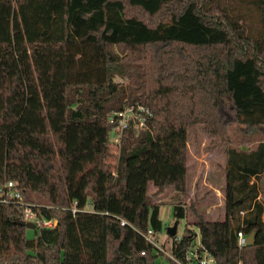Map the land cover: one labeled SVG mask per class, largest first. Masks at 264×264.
I'll return each mask as SVG.
<instances>
[{"label":"trees","instance_id":"1","mask_svg":"<svg viewBox=\"0 0 264 264\" xmlns=\"http://www.w3.org/2000/svg\"><path fill=\"white\" fill-rule=\"evenodd\" d=\"M240 1L264 18V0ZM240 15L223 0H0V190L56 219L27 237L24 208L0 201V264H159L155 198L186 193L196 125L225 141L223 217L195 212L170 252L198 234L216 264H264V139L228 133L264 129V19L248 32ZM133 104L152 116L123 130L111 167L109 116ZM188 209L174 202V220Z\"/></svg>","mask_w":264,"mask_h":264},{"label":"rangeland","instance_id":"2","mask_svg":"<svg viewBox=\"0 0 264 264\" xmlns=\"http://www.w3.org/2000/svg\"><path fill=\"white\" fill-rule=\"evenodd\" d=\"M228 10L234 15L241 14L246 18V29L248 32H256L259 28L257 22H261L259 11L246 6L240 0H223ZM231 145L237 148L247 149L253 147L259 140L264 139V129L248 131L244 125L231 123L228 126ZM119 142L111 135L109 141V162L111 167L116 164ZM187 173H186V193L175 191L172 187L166 188L155 200L164 202L160 207V218L163 222L162 230L157 234L156 242L160 247L157 257L159 264H168L165 256L171 250L173 236L167 234L166 229L172 225L174 218L172 216V204L182 201L186 206H192L188 209L187 216L178 220L176 234L180 235L186 225L192 227L190 222L194 221L195 212H202L208 219L222 218L223 207V186L224 174L222 171L225 155V141L213 139L207 131L201 126L196 125L189 129L187 142ZM216 189H215V188ZM261 200L264 202V174L259 181ZM218 189V190H217ZM150 192L154 190L150 186ZM28 195L34 199V203L41 202L40 198L34 193L28 192ZM90 206H87L89 209ZM190 224V225H189ZM27 237L33 236L32 229L26 230Z\"/></svg>","mask_w":264,"mask_h":264},{"label":"built area","instance_id":"3","mask_svg":"<svg viewBox=\"0 0 264 264\" xmlns=\"http://www.w3.org/2000/svg\"><path fill=\"white\" fill-rule=\"evenodd\" d=\"M152 116L151 110L141 104L126 105L122 109L113 112L109 116V121L113 123L111 135L119 142L120 136L125 128L132 125L135 130H141L146 127L147 121ZM111 139V136H110ZM1 202H13L24 208V220L32 221L36 224H41L47 228L56 226L55 218H45L40 215L37 210L32 209L35 206L33 203L26 202L23 198L22 192L15 187L12 181H7L0 190ZM181 235V234H180ZM180 235L175 233L174 240H179ZM237 244L239 247L247 244V236L243 231H237ZM160 251L157 242L147 237ZM168 257L177 264H216L215 258L211 255L209 250L201 243L199 235H195L190 241L188 247L183 252L180 258H177L169 252ZM241 264V262H238Z\"/></svg>","mask_w":264,"mask_h":264},{"label":"water","instance_id":"4","mask_svg":"<svg viewBox=\"0 0 264 264\" xmlns=\"http://www.w3.org/2000/svg\"><path fill=\"white\" fill-rule=\"evenodd\" d=\"M15 222L24 225L26 228L28 229H34L35 228V223L32 221H27L21 218H14L13 219ZM177 225H178V220H174V222L172 223V225L168 226L166 229V232L168 235L170 236H174L177 230ZM253 240V233L251 232L248 236H247V242L251 243Z\"/></svg>","mask_w":264,"mask_h":264},{"label":"crops","instance_id":"5","mask_svg":"<svg viewBox=\"0 0 264 264\" xmlns=\"http://www.w3.org/2000/svg\"><path fill=\"white\" fill-rule=\"evenodd\" d=\"M215 188V187H214ZM216 189V188H215ZM218 190V189H217ZM260 200H261V193H260Z\"/></svg>","mask_w":264,"mask_h":264}]
</instances>
